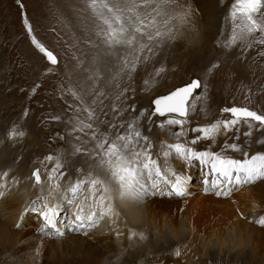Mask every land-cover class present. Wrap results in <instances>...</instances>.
<instances>
[{
  "label": "rangeland",
  "instance_id": "1",
  "mask_svg": "<svg viewBox=\"0 0 264 264\" xmlns=\"http://www.w3.org/2000/svg\"><path fill=\"white\" fill-rule=\"evenodd\" d=\"M232 2L233 0H191L192 8L195 10L191 23L195 25L199 36L197 37L190 29L182 28L177 39L167 41L162 50H156L155 55L144 54L148 55L149 59L144 61L141 58V63L132 73V78L129 79L124 76L119 81L121 91L125 88L128 91L124 93V96L127 97L126 103L121 101L120 105L121 108H124L125 114H123L122 120L117 121V124L137 116L140 112L139 109H147L148 111L141 120L143 129H149L150 133L156 130L163 134V137L173 140L172 131L170 132L167 126L165 129L158 128L160 121L165 118L151 115V100L158 95L167 94L176 86H180L190 79L198 77L202 79V82L207 83V94L195 101V113L190 111V123L187 126L189 139L194 135L190 131L192 127L203 126L209 122H214L217 118H224L227 115L221 113V109L224 107L246 105L252 110L264 111V91H262L264 89V56L259 55L260 52L264 51V45H254L246 52L241 48L239 41L230 50H225L222 47V43L231 35V25L226 22L225 17L229 15ZM81 7V0H19V2L18 0H0V151L5 154L12 150L14 153L15 151L16 153L21 152L19 157L22 156V158L17 161L16 169L25 161L28 150L36 143L33 142L30 147L26 145V139L30 134H35L40 145L26 162H33L36 158L44 160L47 154L56 156L61 152L70 153L73 145H78L81 148L88 146L81 143L88 139L87 135L83 133L69 134L71 126L67 121L75 113L69 109L67 100L71 98L69 104H73L74 101L70 95H62V89L69 84V75H71V83L73 84L81 79L79 75H85L83 68L87 66V56L84 57L85 64L79 69H76V61L73 56H81L84 52L96 51L92 48H86L81 42L80 16L86 15V13L76 11ZM25 13L32 24L33 33L37 39L56 54L58 58L56 66L51 65L31 43V37L22 22ZM210 62H218L219 67L213 69L205 80L204 72L207 67H210ZM161 67L165 70L155 77L153 83L152 78ZM48 68H52V71L48 72ZM146 79L150 81V87L144 85L143 82ZM99 86L104 88L103 80L100 81ZM33 88H36L35 92L32 91ZM105 90L109 93L108 97L110 98L116 92L114 87ZM197 94H199L198 90L194 95ZM132 105H135V110L132 109ZM127 110H133V113L128 114ZM57 115L61 117L60 120L52 119L53 116ZM149 116H151V121L148 119ZM13 125L18 132L24 134L9 138L8 132ZM46 129L63 131L64 144L60 145L56 138L45 135L44 131H48ZM171 129L177 130L175 126ZM29 130H32L31 133ZM247 131V126L241 125L236 135L228 136L227 139L235 141L238 138L239 141L248 145L249 155L255 154L256 151H264V144H262L264 142V129H261L258 124H254L252 134L245 138ZM76 136L80 137L79 141L75 139ZM152 139L154 138L152 137ZM222 139L223 137H218L217 144L212 145L214 150H219ZM29 143H31L30 140ZM208 144V141H204L199 147L203 148ZM234 156L237 159L242 158L239 152L234 153ZM83 161L86 160L79 156L71 157L67 166L61 170H65V175L67 173L76 175L78 168H87V163H82ZM45 162L52 165V161ZM196 163L197 161H194L192 164L196 165ZM191 167L195 176H193V185L189 191L192 190L195 193L200 191V187H203L202 177L208 173L209 166L195 168L192 165ZM22 168L26 169L27 165L24 164ZM241 188V193H244L246 197L248 196L251 203L249 207L251 210L249 209L247 215L249 216L247 230L242 229L243 231H239L238 235L234 231V227H231L236 217L239 216L233 202L238 197L239 191L238 193L233 191L229 197L218 196L219 199L221 198V202L220 207L217 206L216 213L200 214L197 217L195 215L193 218V235L199 237L197 238L199 242L196 245L186 246L183 257L188 259L178 260L169 254V257L161 264H264V225L255 222L261 214L264 215V180ZM207 193L215 195L213 192ZM188 197L189 195L186 198ZM251 200L253 201L251 202ZM232 209L233 211H230ZM68 212L69 207L66 205L65 210L61 212L58 218L59 226L65 225L64 237L68 231L74 232L70 227H67L70 222L67 220ZM176 214L177 211L173 210L172 215L175 216ZM210 218L213 220L211 221ZM33 219L31 214H26L25 220L19 223L20 227H15V230L36 233L40 239L43 240L44 238L45 240L46 236L44 237L39 231L41 225L37 229V220H41V218L35 214ZM92 230H87L89 231L87 235ZM77 233L86 236L85 232ZM143 234L144 240L138 237V244L130 241L124 248L129 249L130 252L135 251L139 261L146 256H148L147 259L162 257L167 254L168 249L173 252L174 249L172 250V248L179 244L172 236V239L170 237L164 239L156 235L155 231L151 229ZM226 240L228 241L226 242ZM237 241L243 242V244L237 246ZM22 244L21 240L19 244L14 243V247L12 243H9L5 249L1 247L0 264H13V258L21 264H101V261L94 255L79 249L80 247L76 248L74 243L61 245L57 250H51L48 247L43 249V245L38 244V248L36 245L27 248L26 251H20L19 249L23 248L21 247ZM24 244H29V242L25 241ZM29 249L31 250L29 251ZM178 249L183 251V246H179ZM123 259L127 264H135L128 262L126 255ZM138 264L141 263L138 262Z\"/></svg>",
  "mask_w": 264,
  "mask_h": 264
},
{
  "label": "snow or ice",
  "instance_id": "2",
  "mask_svg": "<svg viewBox=\"0 0 264 264\" xmlns=\"http://www.w3.org/2000/svg\"><path fill=\"white\" fill-rule=\"evenodd\" d=\"M81 4L82 7L76 11L86 15L80 16V39L86 48L96 51L73 56L76 69L85 64L84 57L87 56V66L83 68L85 75L75 84L71 83L69 75V84L62 89V95H70L74 101L68 105L75 113L67 121L71 126L69 134L87 135L88 139L81 143L90 147L73 145L70 153L61 152L56 156L44 157L45 161H54V164L51 169H46L43 182L39 168L27 178L34 180L32 186L39 191L34 198L25 201L20 219L25 213H35L42 220L40 233L61 238L65 232L59 226L58 218L67 205L73 209L67 227L87 235V230L94 229L105 218L118 217L115 203L134 202L142 205L148 195L186 198L189 195L190 177L174 170L168 163V158L173 154L188 165L199 161L209 166L208 173L203 177V190L213 192L216 196L229 197L242 186L264 180V151L249 155L248 145L238 138L235 141L227 139L228 136H235L241 125L248 128L245 138L252 134L254 124L264 129V111L252 110L246 105L224 107L221 109V113L227 114L224 118L192 127L190 131L194 135L188 138L190 111L195 113V101L207 94V83L199 77L151 100V115L165 118L160 121L158 128L165 129L167 126L171 129L175 126L177 129L171 132L173 140L170 143H165L161 138L159 144L154 145L149 135L142 133L141 120L147 109L117 124L113 120L120 113L113 106L112 118H101L108 117L101 99L108 98L109 93L105 89L114 87L115 100L126 103L124 93L128 89L121 91L119 81L124 76L132 78L141 58L144 61L149 59L145 53L155 55L156 50H162L167 41H175L182 28L190 29L199 36L195 25L191 23L195 11L191 0H81ZM225 20L231 25V35L222 43L225 50H230L238 41L245 52L254 45H264V0H233ZM22 22L31 37V43L51 65L56 66V54L37 39L26 13ZM259 55L264 56V51ZM217 67L218 62H210V67L205 69L204 79ZM164 70L161 67L156 71L153 83L155 77ZM47 71L51 72L52 68ZM101 80L104 81V88L99 87ZM143 83L147 87L151 86L147 79ZM197 90L199 94L194 95ZM32 91L35 92L36 88ZM131 107L135 110V105ZM52 119L60 120L61 117L57 115ZM148 119L151 121V116ZM23 134L13 125L8 137ZM218 137L223 139L219 150H214L212 145L217 144ZM59 139L63 140V135ZM75 139L79 141L80 137L76 136ZM204 141L209 142L208 146L200 148L199 145ZM154 147H159L164 157L163 164L153 158L151 150ZM236 152L241 153L242 158H235ZM77 154L87 158L82 162L87 163V168H78L79 176L75 182L68 178L62 185L60 181L65 173L61 169ZM8 175V171L3 173L4 177ZM13 183H19V180L14 177ZM85 188L89 195L80 199ZM10 194V186L0 183V197ZM255 222L264 225V215ZM15 227L19 228L20 224L17 223ZM116 235H120L119 230H116ZM136 235L130 230L129 240ZM139 239H145L143 233L139 234ZM174 255L180 257L178 248ZM119 259L117 257V264Z\"/></svg>",
  "mask_w": 264,
  "mask_h": 264
},
{
  "label": "bare ground",
  "instance_id": "3",
  "mask_svg": "<svg viewBox=\"0 0 264 264\" xmlns=\"http://www.w3.org/2000/svg\"><path fill=\"white\" fill-rule=\"evenodd\" d=\"M203 2H205V1H203ZM205 4H207V3H205ZM211 6H212V4H211ZM204 9H206V8H204ZM80 72H81V70H80ZM79 77L83 78L84 76L79 75ZM0 90H1V88H0ZM106 93H107V91H106ZM114 95H115V93L113 94V97L111 96L112 98L108 97L107 99H104L102 97L101 99H103L104 111L108 113L109 118H112V116H113V113H112V107L113 106H115L116 112L120 113V115L115 116V119L113 120L114 123H117L118 120H122V116L125 113H124V108L120 107L121 101H116L114 98ZM7 96H8V94H7ZM67 101H68V105H69L71 98ZM119 102H120V104H119ZM0 106H1V104H0ZM97 111H99V108L97 109ZM139 111H141V109H139ZM126 112L128 114H132L133 110H127ZM101 118L104 119L106 117L102 116ZM161 118H163V117H161ZM94 127H95V125H94ZM143 127L144 126H141L142 133L145 135H149L150 140L153 142L154 145L159 144L161 138H163V141L165 143L172 142V140H170L168 137H163V134L159 133L158 131L155 130V131H153V133H150L149 129H146V128L143 129ZM31 131H30V133H31ZM171 131H176V130L170 129V132ZM152 137L154 139H152ZM29 140L31 143L28 144ZM26 142H27L26 145H28V147H30V144H33V142H36L37 144L36 143H35V145L33 144V146L30 148V150H28V153L25 156V161L20 164V167L18 166V169H16L15 165H16L17 161L22 158V156L19 157L21 152L16 153V151H15V153H14L12 150V151L6 152V154H5L4 152L2 153L0 151L1 152V154H0V183H6L7 185H9L10 186V193H11L10 195H7L6 197H0V245H1L0 248L2 247L3 249H5L9 243H12V246L14 247V243L19 244V242L21 240L23 242L21 247H23V248L19 249L20 251H22V250L26 251L27 248L34 247L36 245H37L36 247L38 248V244L43 245L42 246L43 249H45L44 247H48V249L57 250V248L60 247L61 245H64V244L67 245L68 243H74L76 248L80 247L79 249H83V250L87 251L89 254L94 255L95 258H97L98 260L101 261L100 262L101 264H117V257L120 258L119 263L127 264V262H125V260L123 259L124 255H126V257L128 258V262H134L135 264H138V262H140L141 264H161L162 262L164 263V261H165V259H167V257H169V254H171V257L175 256L174 255V252L176 250L175 247L179 248V246H181V247L183 246V251H180L181 252L180 257L175 256V258L178 260L188 259L186 257H183L185 255L183 253L186 252V246L196 245V243L199 242V240L197 239L199 237H197V236L195 237V235H193V228H192V223L194 221L193 218L195 217V215L197 217L200 214L204 215V214L210 213V212L212 214V212H215L216 209H218L217 206L221 202V198L219 199L218 196L204 192L203 187H200V191L195 192V193L192 190L189 191V197L188 198H179V197H175V196L169 197V196H160V195H156V196L148 195L145 198V202L142 205H138L134 202H128V203H124V204L115 203V211L119 214L118 217H114L112 219L105 218L100 224L97 225V227H95L86 236H84L83 234L81 235L77 232H69L68 231L66 233V236L62 237L61 239L53 238L52 236H49V237L44 236L45 240H44V238L42 240V239H40L39 235H37L36 233L32 234L30 231H17V230H15V225L17 223L23 222L25 220L26 214H28V213L31 214L32 219L34 218V215H35V213L28 212V213H25L23 215V219H20V213H21V210H22V207H23L25 201L29 198H34L39 191L38 188H34L32 186L34 184V180H30L27 178L31 176V172L35 168H39L41 171V178H42V182H43L44 179L46 178V169H51V167L54 164V161H52V165H50L49 163L45 162L44 160H41L38 158H36V160L33 162H30V161L26 162V160H29L28 158H31L33 156V154L37 151V149L39 148V145H40V142L37 140L35 134H30L29 137L26 139ZM87 147H90V145H88ZM49 150L51 152H53L51 149H49ZM70 150H72V148ZM152 154H153L154 159H157L159 163L163 164L164 157H163L162 153L160 152L159 147H154L152 149ZM47 155H49V154H47ZM77 156H79L82 159L87 160V158L84 157L82 154H77L74 157H77ZM168 163L174 168V170H177V171L181 172L182 174L190 177V179L188 181V189L193 185V183H192L193 176H195L194 170L191 166L193 165L195 168H201V167L205 166V165L200 164L199 161H197L196 165H194V164L188 165L186 162L176 158L174 154L168 158ZM24 164L27 165L26 169L22 168V166ZM5 171L9 172V175L7 177L3 176V173ZM61 171L65 172V170H61ZM78 176H79V174H76V175L72 174L71 175V173L70 174L67 173V175H65V177L61 178L60 182L62 185H64L68 178H71V180L73 182H75V179ZM14 177L19 180V183H16V184L13 183ZM80 178H82V177H80ZM260 187H261V184H260ZM240 188L234 190V192H236V193H238V191H239V194L237 195L238 197H236L233 200L234 205L236 206V208L238 210L239 216H237L236 219L234 218L235 221H234L233 225H231V227H234V231L237 234L242 229H246V227L248 225V218H249V216H247V215L249 214V209L251 210V208H249L251 203L248 199V196L246 197V195H244V193L242 194L241 193L242 188L241 189ZM246 188H247V186H246ZM84 192L81 193L80 199H83L84 196L89 195L87 188L84 190ZM243 192H245V191H243ZM252 201L253 200H251V202ZM223 203H225V202H223ZM65 207H66V205L64 206V210H65ZM219 207H220V205H219ZM230 207H232V206H230ZM173 210L177 211V214L175 216L172 215ZM257 210H258V208H257ZM263 210H264V208H263ZM230 211H233V209ZM72 212H73V209L69 207V212H68L69 216L67 218V220H69V221L72 219ZM225 213H226V211H225ZM228 213H229V211H228ZM241 213H243L244 215H241ZM216 215H218V214H216ZM224 216H226V214ZM113 219L115 220V223H113ZM212 220L213 219H211V221ZM33 221H34V219H33ZM37 224H38L37 225V229H38L39 225L42 224V220L38 219ZM228 226H229V224H228ZM60 227L63 231L65 230V225L60 226ZM150 229L152 231H155L156 235H158L159 237L164 238V239H166L167 237L171 238V236H172L174 238V240L179 244L174 246V244L172 243L174 246L172 248V250L173 249L174 250L172 252L171 249H168L167 254H166L168 256H166L164 254L162 257H160V256L158 258L150 257V259H147L148 256H146L139 261V259H137L138 254L135 251L130 252L129 249L128 250L124 249L126 244L128 242H130L129 231L130 230L134 231L137 234L135 237H133L131 239V243L135 242L136 244H138L139 243V241H138L139 234L140 233H147ZM116 230H119V232H120L119 236L116 235ZM220 233H223V232H220ZM221 238H222V236H221ZM40 240H42V241H40ZM25 241H28L29 244H24ZM222 241H224V240H222ZM227 241L228 240H226V242ZM242 244H243V242H240V241L236 242L237 246H241ZM21 247H19V248H21ZM232 247H234V246H232ZM221 248H222V246H221ZM32 249H34V248H32ZM30 250L31 249H29V251ZM38 252H40V251H38ZM42 252H44V251H42ZM27 253H28V251L26 252V254ZM20 260H21V258H20ZM46 260H47V258H46ZM180 262H182V261H180ZM12 263L13 264H21L15 258H13ZM59 263H60V261H59Z\"/></svg>",
  "mask_w": 264,
  "mask_h": 264
},
{
  "label": "water",
  "instance_id": "4",
  "mask_svg": "<svg viewBox=\"0 0 264 264\" xmlns=\"http://www.w3.org/2000/svg\"><path fill=\"white\" fill-rule=\"evenodd\" d=\"M199 91V90H198ZM48 130L47 132L44 131L45 135H51L53 136L54 138H56L57 142L61 145V144H64L65 142V137H64V132L61 131V130H55V129H46ZM63 135V140L59 139V137ZM36 169V168H35ZM34 169V170H35ZM33 170V171H34Z\"/></svg>",
  "mask_w": 264,
  "mask_h": 264
}]
</instances>
